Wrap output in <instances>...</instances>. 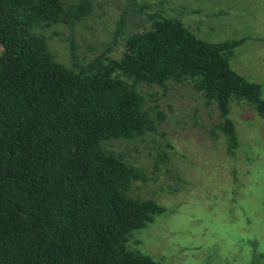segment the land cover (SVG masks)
<instances>
[{
  "label": "trees",
  "instance_id": "16d2710c",
  "mask_svg": "<svg viewBox=\"0 0 264 264\" xmlns=\"http://www.w3.org/2000/svg\"><path fill=\"white\" fill-rule=\"evenodd\" d=\"M158 3L125 0L111 43L86 58L74 34L90 0H0V264H156L130 242L165 211L136 192L157 177L111 143L164 136L173 106L160 100L177 86L215 112L192 118L229 156L241 145L230 104L264 116L262 84L231 64L246 38L203 39V21L183 19L192 11H149ZM130 14L143 20L131 31ZM168 160L158 153L153 171Z\"/></svg>",
  "mask_w": 264,
  "mask_h": 264
},
{
  "label": "rangeland",
  "instance_id": "374dc122",
  "mask_svg": "<svg viewBox=\"0 0 264 264\" xmlns=\"http://www.w3.org/2000/svg\"><path fill=\"white\" fill-rule=\"evenodd\" d=\"M90 1L91 14L77 24L74 34L78 54L86 58L111 43L125 6V0ZM160 8L172 16L181 9L192 11L183 13V19L193 27L203 21V39L245 37L231 64L249 80L262 84L264 98V0H163L149 11ZM141 21L130 14L129 31L139 28ZM59 39L50 38V47L57 60L68 64L67 46ZM160 101L173 106L159 128L164 136L152 133L144 141L111 143L129 161L157 177L139 183L136 192L165 208L146 227L133 232L131 246L150 255L156 264H264V116L230 104L229 117L241 142L232 157L226 154L222 137L214 140L201 124H195V109L199 123H208L207 115L215 117L195 91L177 86ZM164 150L169 160L154 172V158Z\"/></svg>",
  "mask_w": 264,
  "mask_h": 264
}]
</instances>
